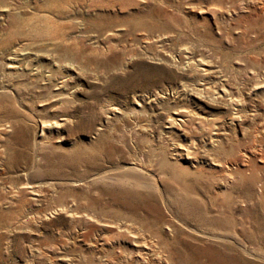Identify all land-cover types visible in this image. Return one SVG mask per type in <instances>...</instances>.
Segmentation results:
<instances>
[{"label":"rangeland","instance_id":"obj_1","mask_svg":"<svg viewBox=\"0 0 264 264\" xmlns=\"http://www.w3.org/2000/svg\"><path fill=\"white\" fill-rule=\"evenodd\" d=\"M147 220L264 264V0H0V264L120 261Z\"/></svg>","mask_w":264,"mask_h":264},{"label":"bare ground","instance_id":"obj_2","mask_svg":"<svg viewBox=\"0 0 264 264\" xmlns=\"http://www.w3.org/2000/svg\"><path fill=\"white\" fill-rule=\"evenodd\" d=\"M15 63L16 62H9L7 64V67L11 68L12 71H18L19 69H21V67L19 66V64H15ZM203 70L206 71L208 69H203ZM206 72L211 74L213 72V70H208ZM220 91L224 94L225 93L227 94V91L223 88H221ZM232 120H233V117L229 118V120L223 124H229L230 121H232ZM215 134L218 135L219 131H216ZM215 139H213V140H215ZM210 164H212L214 166V168H220L221 167V160L219 158L218 159L214 158L212 161H210ZM41 185H43V184L40 182L38 184H30L29 188L31 191L35 192V195H38L37 192L39 191V186H41ZM101 225H107V223L106 224L101 223ZM167 225L168 224H166V222L164 221L160 224V227H157L158 224L155 225V223L152 220L146 221V226H145L146 228L144 227V229L147 230L150 234H152L150 236H152L153 238L155 237V239H157L156 242H160L159 245L157 243L154 244L152 242L147 243L146 238L140 237L138 235H134L132 237V240L130 243L132 249L127 251V253L124 255V259H120V261L119 260H117V261L113 260V258H116V255H117V253H115V250H117V252H118L117 247L114 248L112 246L109 251H106L103 248V245L101 243H100L101 246L99 247V249L103 248L104 251H101L98 255H100L102 253V256H106V254L108 253L107 254L108 257H106V258L103 257V259L105 262L111 261L112 264H132L133 262L131 261V258L133 256L132 254L134 252H136L137 253L136 255L138 256L136 264H155L154 262H157V264H175V263L176 264H189V263L201 264L198 261L199 260L198 257L201 254V251H198V250L197 251L196 250L195 251H193V250L192 251H188V250L187 251H185V250L177 251L176 249H173L171 247L170 241L168 239H166L165 237H163V232H162V228H166L168 230L170 229ZM125 228H126V226H125ZM125 228H124V230H125ZM141 236H143V235H141ZM159 239H162V240L159 241ZM154 246L156 248H154ZM98 255H96V257H94L95 259H93V257H92L93 255H92L91 256L92 262L86 263V264H95L96 262H94V261H97L98 264H102V259ZM64 257L58 256V259L64 260L65 263L70 264L71 263L70 257H68V258L67 257L64 258ZM73 260H74V258H73ZM189 260H191V261H189Z\"/></svg>","mask_w":264,"mask_h":264}]
</instances>
